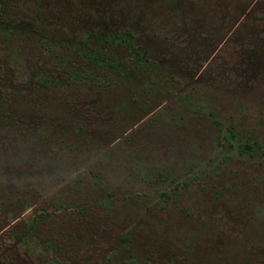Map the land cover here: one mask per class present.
Returning <instances> with one entry per match:
<instances>
[{"label":"rangeland","instance_id":"obj_1","mask_svg":"<svg viewBox=\"0 0 264 264\" xmlns=\"http://www.w3.org/2000/svg\"><path fill=\"white\" fill-rule=\"evenodd\" d=\"M0 125V264H264V0H0Z\"/></svg>","mask_w":264,"mask_h":264},{"label":"flooded vegetation","instance_id":"obj_2","mask_svg":"<svg viewBox=\"0 0 264 264\" xmlns=\"http://www.w3.org/2000/svg\"><path fill=\"white\" fill-rule=\"evenodd\" d=\"M5 1V0H4ZM5 130L4 129V127H2L1 125H0V132H3V133H5V131H3V130ZM49 138H51V137H49ZM54 141L57 139V136H55V139H54V137L52 138ZM70 139H71V137L69 136V137H66L65 138V140L63 139L62 141H58L57 140V142H60V146H61V148H59L58 146V152L61 154V155H64L66 158H71V157H74V156H72L73 155V153L72 152H78V151H76V149H75V147H77L78 148V150L80 151V152H83L84 154H89V152L90 151H92V150H95V149H97L98 148V146H96L95 144L93 145L95 148L94 149H92V147L93 146H90V145H88V142H87V140L86 139H83V140H81V139H79L78 141H80V143H78V145L77 146H75V147H73V146H70L71 145V143H70V145L68 144V142H70ZM69 145V146H68ZM56 147V148H57ZM241 152H244V153H247L246 152V150H240ZM71 161V160H70ZM121 179H123L122 177H121ZM124 180V179H123ZM122 183V185L123 186H125V184H123V182H121ZM121 183L119 184V182H118V185L120 186L121 185ZM97 196V195H96ZM127 197H130V193H126L124 196H123V198H121V200H119V201H122L123 203H124V205H129V203L132 201V200H127ZM104 201H106V200H102L101 201V203H104ZM136 202H137V200H136ZM63 204L62 205H70V203L69 202H67V204H64V202H62ZM61 204V203H60ZM58 205L59 207L61 206V205ZM148 205V204H147ZM132 207H134V209H135V211H136V206H135V202H134V205H132ZM144 208V207H143ZM142 210V208H140V210H139V212ZM123 216H128V215H123ZM130 223H131V221H129ZM133 225V224H132ZM129 236H126V234H124L120 239H123V241H128L129 240Z\"/></svg>","mask_w":264,"mask_h":264}]
</instances>
